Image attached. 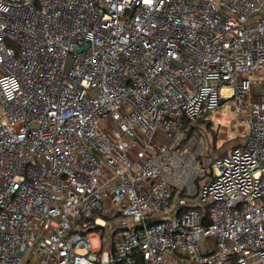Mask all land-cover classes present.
Masks as SVG:
<instances>
[{"label": "built area", "instance_id": "obj_1", "mask_svg": "<svg viewBox=\"0 0 264 264\" xmlns=\"http://www.w3.org/2000/svg\"><path fill=\"white\" fill-rule=\"evenodd\" d=\"M0 264H264V0H0Z\"/></svg>", "mask_w": 264, "mask_h": 264}, {"label": "rangeland", "instance_id": "obj_2", "mask_svg": "<svg viewBox=\"0 0 264 264\" xmlns=\"http://www.w3.org/2000/svg\"><path fill=\"white\" fill-rule=\"evenodd\" d=\"M259 92V91H258ZM220 112L222 113L223 115V119H219L217 118L216 116L213 117V116H209L208 117V122L211 123V120L213 119L214 122H217L218 120H223L225 121V118L227 117L229 120L233 119L235 114H234V111L232 109V104L230 101H224L221 106H220ZM205 122L202 124L204 125ZM229 125V129H228V133H229V136H228V140H217L215 143H213V141L211 140V146H216L217 143L218 144H223V147H220V148H213V150L210 152V155L215 157L217 155H219L220 152H222L223 150H226L228 148H231L232 146L234 145H237L239 143H246L247 142V138L249 136V130H248V127L246 126V130L244 131V134H241L240 133V130L239 128L236 126V124H234L233 122H229L228 123ZM206 128V126H205ZM91 244H92V247L93 248H96L98 246V241L96 238H93L91 240Z\"/></svg>", "mask_w": 264, "mask_h": 264}, {"label": "crops", "instance_id": "obj_3", "mask_svg": "<svg viewBox=\"0 0 264 264\" xmlns=\"http://www.w3.org/2000/svg\"><path fill=\"white\" fill-rule=\"evenodd\" d=\"M221 109V108H220ZM220 109L213 115V117H217V118H219V119H223V115H222V113L220 112ZM213 120V119H212ZM234 120H235V118H233V119H231V120H229L227 117L225 118V121H223V120H218L217 122H213V124L215 125V126H217L219 123H221L223 126H224V130L221 132V138H226L227 136H229V133H228V129H229V125H228V123L229 122H233L234 123ZM235 124V123H234ZM239 128V130H240V132H243V134H244V131L246 130V128H244V127H241V126H239L238 127ZM217 140H218V138H217ZM216 149H217V147H216Z\"/></svg>", "mask_w": 264, "mask_h": 264}, {"label": "trees", "instance_id": "obj_4", "mask_svg": "<svg viewBox=\"0 0 264 264\" xmlns=\"http://www.w3.org/2000/svg\"><path fill=\"white\" fill-rule=\"evenodd\" d=\"M207 129H208V133H209L210 138L212 139L213 143H215L217 141V130H216V128H214L212 126V124H208ZM225 143H223L221 147H223V145ZM215 149H216V146H215ZM201 210H202V215H203V218H202L203 223L208 224L209 223L208 207L207 206L206 207H201Z\"/></svg>", "mask_w": 264, "mask_h": 264}]
</instances>
